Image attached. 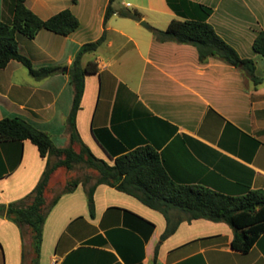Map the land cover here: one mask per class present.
Segmentation results:
<instances>
[{
    "label": "crops",
    "instance_id": "0c3cea01",
    "mask_svg": "<svg viewBox=\"0 0 264 264\" xmlns=\"http://www.w3.org/2000/svg\"><path fill=\"white\" fill-rule=\"evenodd\" d=\"M109 1L26 0L43 19L70 8L80 26L69 35L48 29L34 38L17 34L20 51L35 67L60 70L38 79L15 59L1 68L0 119L21 116L54 143L69 140L70 67L82 45L106 29L105 42L82 57L84 66L94 61L98 69L86 75L76 118L95 155L114 163L117 156L150 145L178 183L233 195L264 189V55L253 47L264 30V0H191L213 8L209 22L242 57L255 61L260 83L216 56L201 62L193 44L159 40L153 28L182 18L168 0L115 2L117 9L151 19L153 28L119 13L105 25ZM14 4L0 0V20H12ZM46 165L47 157L30 139L0 140V203L29 194ZM94 198L92 216L87 184L59 196L44 224L40 264H264V233L244 253L232 247L234 229L227 222L198 218L183 220L161 240L167 221L159 210L108 184H99ZM31 251V234L27 240L24 229L0 214V264H26Z\"/></svg>",
    "mask_w": 264,
    "mask_h": 264
},
{
    "label": "trees",
    "instance_id": "16d2710c",
    "mask_svg": "<svg viewBox=\"0 0 264 264\" xmlns=\"http://www.w3.org/2000/svg\"><path fill=\"white\" fill-rule=\"evenodd\" d=\"M116 1H109L104 16L105 25L115 13L141 20L137 12L124 7L117 9ZM168 3L182 18H173L165 29L153 28L159 40L193 44L198 49L201 62L216 56L246 70L256 83L262 81L255 73V61L242 57L209 22L213 12L211 6L191 0H179L178 4L168 0ZM79 26L80 19L70 8H64L43 19L28 7L26 0H15L12 20L10 22L0 20V69L15 59L22 62L38 79L56 73L60 70V66L35 67L32 60L20 51L17 34L34 38L40 30L48 29L61 35H69ZM106 39L105 29L98 39L84 43L70 67L74 98L67 116V127L71 143H77L79 150L73 146H55L48 132L39 129L21 116H7L0 119V140L30 139L38 146L41 156L47 157V165L42 177L29 194L7 204L0 203L1 215L13 220L22 230L27 227L30 231L31 252H33L30 264H40L44 224L59 196L64 192L72 191L80 182L87 184L75 179L54 197L49 205L47 204V191L53 173L62 166L72 169L75 163L87 164L100 173L96 182L88 186V206L92 216H95L96 209L95 189L99 184H108L136 196L151 208L164 214L167 225L161 240L173 234L183 220L206 218L227 222L234 229L232 247L244 253L250 251L264 233V189L250 188L245 193L233 195L201 184L178 183L168 174L159 152L150 145L132 149L117 156L114 163H110L96 156L83 141L77 128L76 118L81 108L86 75L96 72L98 67L94 61H89L84 66L82 57L87 52L97 50ZM253 47L264 55V30L259 31ZM54 153L60 158L51 164L49 155ZM158 249L159 245L156 247V256Z\"/></svg>",
    "mask_w": 264,
    "mask_h": 264
},
{
    "label": "rangeland",
    "instance_id": "374dc122",
    "mask_svg": "<svg viewBox=\"0 0 264 264\" xmlns=\"http://www.w3.org/2000/svg\"><path fill=\"white\" fill-rule=\"evenodd\" d=\"M151 18V17H150ZM119 19L120 21H130L133 23L134 20H125L123 18H115ZM144 20H147L149 23H151V19L144 18ZM152 24V23H151ZM68 132V139L65 141L62 145L55 144L57 147H66V146H73L76 150H79V145L77 143H71L70 140V134L69 129L67 128ZM60 157L57 154H51L49 155V159L51 164H54L56 161H58ZM100 177V173L88 166L84 163H75L74 167L72 169H68L65 166L59 167L55 173H53L50 185L47 191V204L49 205L54 197H56L58 194H60L66 186L70 185V183L78 179L80 181H84L87 183L88 186L95 183L96 180ZM24 233L27 236V240H29L30 231L27 227L24 228ZM32 242V240H31ZM33 252L28 254L26 264H30V258H32Z\"/></svg>",
    "mask_w": 264,
    "mask_h": 264
},
{
    "label": "water",
    "instance_id": "95a60500",
    "mask_svg": "<svg viewBox=\"0 0 264 264\" xmlns=\"http://www.w3.org/2000/svg\"><path fill=\"white\" fill-rule=\"evenodd\" d=\"M140 23H141L143 26L147 27V28H153L152 25H151L147 20H144V19H143V20L140 21ZM65 70L67 71V70H68V67H66Z\"/></svg>",
    "mask_w": 264,
    "mask_h": 264
}]
</instances>
